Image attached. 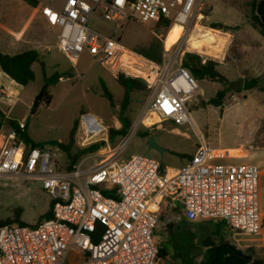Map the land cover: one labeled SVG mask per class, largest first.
Returning <instances> with one entry per match:
<instances>
[{
  "label": "built area",
  "instance_id": "1",
  "mask_svg": "<svg viewBox=\"0 0 264 264\" xmlns=\"http://www.w3.org/2000/svg\"><path fill=\"white\" fill-rule=\"evenodd\" d=\"M203 5L204 0H66L60 9L44 5L40 12L58 29L57 46L72 63L87 52L113 77L123 74L144 83L149 97L138 124L149 128L168 120L198 132L189 103L199 85L181 59L192 52L186 45L198 36ZM98 10L115 26L153 21L166 29L163 39L175 25L182 33L176 44L164 48L158 63L90 28ZM16 123L0 129V179L22 176L40 182L51 197V217L34 225L0 224V264H66L71 254L76 264H157L159 216L153 196L177 202L191 223L222 220L246 234L261 228L258 167L216 163L217 150L201 135L191 158L173 171H162L159 160L142 155L107 158L86 170L82 162L66 170L54 149H24L19 133L26 123Z\"/></svg>",
  "mask_w": 264,
  "mask_h": 264
},
{
  "label": "rangeland",
  "instance_id": "2",
  "mask_svg": "<svg viewBox=\"0 0 264 264\" xmlns=\"http://www.w3.org/2000/svg\"><path fill=\"white\" fill-rule=\"evenodd\" d=\"M65 1L45 0L46 3L55 2L57 9H60ZM252 2L253 0H204V19L198 27H204L226 39L219 42L216 38L212 47L204 48L201 52L191 49L190 44L186 46L192 52L217 58L218 71L230 81V85L197 81L199 91L189 103V109L198 132L190 125H176L168 120L149 128L138 124L149 97L146 89L145 92H134L131 95L126 112L131 121L128 134L111 138L110 130L121 128L118 113L123 97L122 87L116 78L87 52H83L78 61L72 63L58 48L54 36L42 58L46 74L50 76L58 72L68 75L51 88V104L47 107L41 105L35 114H31L32 104L39 96L43 84L42 68L36 63L34 81L23 86L15 103L12 106L0 103V111L8 117L1 121L0 129L9 125L7 120H24L31 140L54 149L62 169H66L70 164L68 154H77L82 149L99 144L95 152L79 157L75 166L83 162L82 170L89 169L107 158H129L132 153L142 149L139 132L147 130L154 134L158 144L167 150L159 158L162 169L173 171L184 165L192 156L200 141L198 135H201L209 147L217 150L216 163H251L258 167V206L262 216L259 232H237L224 221L209 223L212 229L217 231L222 242H228L235 248L240 247V251L252 256L254 261H264V91L242 90L244 82L253 78L262 80L264 88V38L251 25ZM214 23L223 24L226 28L214 29L211 27ZM88 25L101 34L118 38L126 47L137 53L154 40L161 41L164 51V31L153 21L144 25L129 20L115 26L103 19L98 10L90 18ZM196 33H199L198 29ZM223 47L224 51L221 53ZM100 81H103L113 94L114 109L102 96ZM225 89L220 107L208 104L217 92ZM88 116L95 119L96 125L101 127L99 130H94L92 125H88ZM75 123L76 130L71 135ZM90 132L96 134H88ZM150 153L156 154L155 151ZM50 203V195L38 181L22 176L0 179V221L15 220L12 224L21 222L34 225L45 220L44 215L49 210ZM158 216L154 234L158 247L165 252V255L158 258V264H202L207 259L205 249L192 247L188 242V235L184 233L186 222L181 219L178 211L160 209ZM254 261L248 264H253ZM76 263L72 254L66 260V264Z\"/></svg>",
  "mask_w": 264,
  "mask_h": 264
},
{
  "label": "trees",
  "instance_id": "3",
  "mask_svg": "<svg viewBox=\"0 0 264 264\" xmlns=\"http://www.w3.org/2000/svg\"><path fill=\"white\" fill-rule=\"evenodd\" d=\"M27 4L33 7H39V3L37 0H23ZM259 2L257 0H253L251 4V25L260 33V35L264 38V23L261 22V18L257 15V5ZM158 28H161L160 24L156 25ZM214 29L223 30L226 28L223 24L214 23L211 26ZM164 34L166 33V29L163 30ZM139 54L155 61L162 62L163 55V47L162 43L159 40H154L150 44H148L145 48L140 49L138 51ZM34 63H39L42 68L43 74V84L40 90V100L34 101L31 108V114H35L39 106L47 107L51 104L53 96L51 94V88L55 86L59 81L66 77L68 74L66 73H54L50 76L46 74L45 64L43 63L41 56L36 50H28L16 55H8L0 52V70L5 73L11 80L15 81L17 84L21 86H27L31 82L34 81L35 73L32 69V65ZM181 65L185 68L189 74L198 82L201 81H209L213 83H220L223 85H230V81L218 71L219 60L217 58H213L210 56L202 55L198 52H185L182 59ZM117 83L123 89V97L120 102V111L118 113L119 122L121 124V128L118 130L112 129L110 130V137L113 138L115 135L126 136L131 127V121L126 116V112L128 106L131 101V95L134 92H145L146 86L144 83L138 79H132L124 76L123 74L116 77ZM262 80L259 78H253L244 82L242 90L248 91L251 89H260L264 91L262 87ZM102 96L106 98L109 102V105L112 109H114V97L107 85L100 81ZM226 93L225 90H221L217 92V94L208 101V104L220 107L222 105V101L224 99ZM4 114L0 111V126L4 120ZM7 122L13 126H17L15 120H7ZM77 123L74 124L73 129L71 130V135L75 133ZM150 134L147 130L143 132H139V136L141 138H147ZM19 137L23 141V148H33V147H42L45 144L36 143L31 140L27 131H23L19 133ZM63 148L62 144H58ZM99 148V144H93L85 149L80 150L77 154H68L70 158V164L66 168V170H72L73 167L78 162L80 156L88 153L95 152ZM191 158V156L189 157ZM161 170L162 166H161ZM104 194L107 196H111V193L104 191ZM51 207V204H50ZM46 212L45 219L51 217V211ZM16 222L15 220H4L0 221V224H12ZM39 223V222H38ZM187 223V222H186ZM264 223V217H263ZM20 225H26L24 223H19ZM238 253H242L240 250H237L233 245L228 242H223L220 245L218 251L216 248H212L209 250L207 254V259L202 262V264H248L250 261L242 258ZM165 255V252L162 248H159L158 257H162ZM263 260H256L253 264H262Z\"/></svg>",
  "mask_w": 264,
  "mask_h": 264
},
{
  "label": "crops",
  "instance_id": "4",
  "mask_svg": "<svg viewBox=\"0 0 264 264\" xmlns=\"http://www.w3.org/2000/svg\"><path fill=\"white\" fill-rule=\"evenodd\" d=\"M39 7H33L23 0H0V52L8 55H16L28 50H36L39 52L41 59L43 54L49 48L51 39L57 44L58 30L50 27L44 17L41 15L40 8L44 5H53L55 2L46 3L45 0H37ZM217 40L226 39L224 36H218ZM43 61V60H42ZM44 63V62H43ZM32 69L34 71V66ZM45 64V63H44ZM23 86L11 80L5 73L0 70V103L12 106L17 100ZM8 118L6 115H4ZM139 138V137H138ZM141 140L137 153L132 155H142L159 160V154L150 153V149L145 144V140ZM152 203L158 214L160 209L167 211H178L181 219L188 223L183 217L180 205L169 198L152 197ZM208 222H223L208 221ZM191 223V222H190ZM226 223V222H225ZM227 225V223H226ZM228 226V225H227ZM240 250V247H236ZM158 264V262H157Z\"/></svg>",
  "mask_w": 264,
  "mask_h": 264
},
{
  "label": "bare ground",
  "instance_id": "5",
  "mask_svg": "<svg viewBox=\"0 0 264 264\" xmlns=\"http://www.w3.org/2000/svg\"><path fill=\"white\" fill-rule=\"evenodd\" d=\"M197 29L199 30V33H197L199 35V37L193 36L190 39V44H191L192 48L204 49V48L212 47V43L216 42V34L214 32H212V31H208V29H206L204 27H197ZM181 33H182V27L181 26H179V25L173 26L168 31V33L166 34L165 38L163 39L164 48L168 50L174 44H176L177 40L181 36ZM219 42H220V40H219ZM87 122H88V125L90 124V125L93 126L92 129H94V130H99L101 128L98 125H96L95 119L93 117H89L88 116L87 117ZM83 127H85V124H83ZM89 127H91V126H89Z\"/></svg>",
  "mask_w": 264,
  "mask_h": 264
},
{
  "label": "flooded vegetation",
  "instance_id": "6",
  "mask_svg": "<svg viewBox=\"0 0 264 264\" xmlns=\"http://www.w3.org/2000/svg\"><path fill=\"white\" fill-rule=\"evenodd\" d=\"M151 151L156 150L151 149ZM187 228L184 230L185 235H188L189 243L192 247L200 248L206 250V254H208L209 250L212 248H216L223 244V242L219 239V234L216 230L212 229L211 224L209 222H195V223H186ZM208 245V246H206Z\"/></svg>",
  "mask_w": 264,
  "mask_h": 264
},
{
  "label": "water",
  "instance_id": "7",
  "mask_svg": "<svg viewBox=\"0 0 264 264\" xmlns=\"http://www.w3.org/2000/svg\"><path fill=\"white\" fill-rule=\"evenodd\" d=\"M257 15L261 18V22L264 23V0H260V2L257 5ZM40 100V94L39 96L36 98L35 101H39ZM146 146L148 147V149H154L158 152L159 157H162L163 153L167 152V150L163 147H161L158 142L156 141V137L154 134L149 135L146 138L145 141ZM208 246V245H206ZM219 246L217 247L216 251H218ZM242 258L249 260V261H254L253 257L250 255H246L244 253H238Z\"/></svg>",
  "mask_w": 264,
  "mask_h": 264
}]
</instances>
